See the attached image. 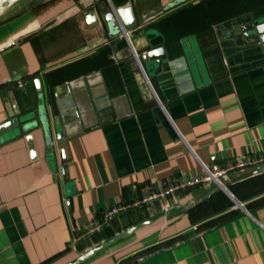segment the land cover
<instances>
[{
  "label": "crops",
  "instance_id": "obj_1",
  "mask_svg": "<svg viewBox=\"0 0 264 264\" xmlns=\"http://www.w3.org/2000/svg\"><path fill=\"white\" fill-rule=\"evenodd\" d=\"M111 6L131 8L128 39L109 27ZM261 16L264 0L9 7L0 16V264H264V173L231 175L226 191L177 190L89 233L123 201L264 156V52L239 38ZM149 31L163 37L158 72L143 62Z\"/></svg>",
  "mask_w": 264,
  "mask_h": 264
},
{
  "label": "built area",
  "instance_id": "obj_2",
  "mask_svg": "<svg viewBox=\"0 0 264 264\" xmlns=\"http://www.w3.org/2000/svg\"><path fill=\"white\" fill-rule=\"evenodd\" d=\"M110 2V0H108ZM112 7V6H111ZM112 14L116 18L118 22L119 28L121 30L122 36L128 39V32H126L120 17H118L116 10L112 7ZM264 164V156L261 157H250V158H242L240 160H236L233 162L226 163L222 167L214 166L213 168L205 167L204 174L197 177H187L185 180L170 184L164 188H160L158 192L148 194L143 198H136L132 203L123 201L120 204L110 207L108 211H106L103 215L102 221L99 223H94L91 226L89 233L100 231L104 225L110 222L113 217L119 216L125 212H127L131 208H137L141 205H145L148 202L163 198L167 194L174 193L177 190L185 189L188 187L204 185V183H214L216 186L221 188L222 190H227V186H225V179L230 177L231 175H235L237 173H242L248 171L250 169L257 168Z\"/></svg>",
  "mask_w": 264,
  "mask_h": 264
},
{
  "label": "water",
  "instance_id": "obj_3",
  "mask_svg": "<svg viewBox=\"0 0 264 264\" xmlns=\"http://www.w3.org/2000/svg\"><path fill=\"white\" fill-rule=\"evenodd\" d=\"M20 0H0V16L4 14L9 7L14 5L15 3L19 2ZM118 17H120L119 13L116 11ZM162 13V12H159ZM112 20L110 21L111 26L115 28L116 30H119V27L116 22V18L113 16L111 12ZM121 18V17H120ZM123 22V21H122ZM125 29L127 31H131L135 29L136 27V19L134 17V22L130 25L125 24ZM148 38L150 40V47L151 49L146 51L143 55V62L146 64L149 71H160L162 61L166 59V54L164 53L163 47L160 48V46L163 43V37L154 34L153 32L147 33ZM240 41L246 42L251 46V48L256 47L259 48L261 51L264 52V17H257V19H254V21L249 24L248 26L243 27V35L239 37ZM14 123H17L15 121ZM254 175H261V173H264V164H261L260 167H258L256 170L253 171ZM217 190L223 191L221 188L217 187ZM134 229V228H133ZM131 229L129 232L121 234L119 236H116L114 239L110 240L108 243H105L102 245V247L98 248L97 250H103L107 247H110L112 243H114L116 240H118L121 237H126L129 235V233L132 232Z\"/></svg>",
  "mask_w": 264,
  "mask_h": 264
},
{
  "label": "clouds",
  "instance_id": "obj_4",
  "mask_svg": "<svg viewBox=\"0 0 264 264\" xmlns=\"http://www.w3.org/2000/svg\"><path fill=\"white\" fill-rule=\"evenodd\" d=\"M117 11L124 24L130 25L134 22V15L130 7L117 9ZM106 19L111 21L112 20L111 15L106 16ZM109 27L111 28V24L109 25Z\"/></svg>",
  "mask_w": 264,
  "mask_h": 264
},
{
  "label": "rangeland",
  "instance_id": "obj_5",
  "mask_svg": "<svg viewBox=\"0 0 264 264\" xmlns=\"http://www.w3.org/2000/svg\"><path fill=\"white\" fill-rule=\"evenodd\" d=\"M258 167H260V166H258ZM258 167H257V168H258ZM257 168H254V169H250V170H248V171H252V172H253V171H254V170H256ZM248 171H246V172H248ZM263 183H264V177H263V181H262V184H263ZM263 185H264V184H263Z\"/></svg>",
  "mask_w": 264,
  "mask_h": 264
},
{
  "label": "trees",
  "instance_id": "obj_6",
  "mask_svg": "<svg viewBox=\"0 0 264 264\" xmlns=\"http://www.w3.org/2000/svg\"><path fill=\"white\" fill-rule=\"evenodd\" d=\"M128 202H130V201H128Z\"/></svg>",
  "mask_w": 264,
  "mask_h": 264
}]
</instances>
